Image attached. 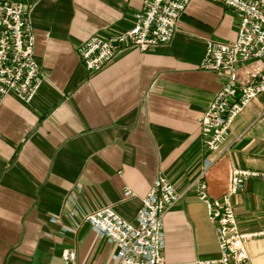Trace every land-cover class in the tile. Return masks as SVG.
<instances>
[{"label":"crops","instance_id":"obj_1","mask_svg":"<svg viewBox=\"0 0 264 264\" xmlns=\"http://www.w3.org/2000/svg\"><path fill=\"white\" fill-rule=\"evenodd\" d=\"M14 1L29 6L45 78L29 103L0 95V264H64L65 248L76 264H117L115 244L82 216L110 205L134 221L158 175L179 191L200 175L209 152L199 117L227 74L199 63L206 39H234L240 18L219 2L191 0L171 42L129 48L88 73L79 44L131 27L143 0ZM249 65L239 63V73ZM221 151L205 178L212 197L232 167L264 172V93L235 117ZM231 202L240 231L258 233L246 243L253 264H264V179H246ZM163 231L164 264L219 257L194 189L167 210Z\"/></svg>","mask_w":264,"mask_h":264},{"label":"built area","instance_id":"obj_2","mask_svg":"<svg viewBox=\"0 0 264 264\" xmlns=\"http://www.w3.org/2000/svg\"><path fill=\"white\" fill-rule=\"evenodd\" d=\"M234 10L240 20L237 36L229 40L206 39L199 66L226 73L227 80L199 117L201 139L208 150L202 171L183 190H177L165 176L158 175L142 199L134 221L121 217L110 205L85 213L82 221L116 246L117 264H164V215L192 189L207 209L219 244V257L200 264H253L246 248L252 235L241 232L231 197L250 177L264 179V172L232 167L228 184L219 197L209 193L205 179L209 169L225 152L235 117L254 98L264 93V0H212ZM191 0H143L131 27L111 35L94 34L79 44L77 51L88 73H94L132 47L172 41L181 15ZM34 28L29 6L21 1L0 0V95L12 93L29 103L37 94L45 74L34 55ZM252 61L239 73L238 64ZM128 194H133L127 189ZM71 206L77 199L68 197ZM64 264H76L74 248L61 253Z\"/></svg>","mask_w":264,"mask_h":264}]
</instances>
